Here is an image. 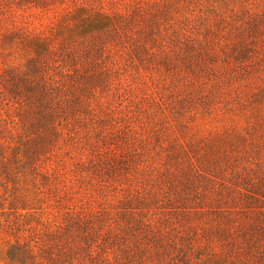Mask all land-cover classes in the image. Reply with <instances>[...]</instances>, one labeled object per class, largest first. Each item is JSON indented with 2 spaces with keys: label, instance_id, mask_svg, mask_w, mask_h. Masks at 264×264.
<instances>
[{
  "label": "rangeland",
  "instance_id": "rangeland-1",
  "mask_svg": "<svg viewBox=\"0 0 264 264\" xmlns=\"http://www.w3.org/2000/svg\"><path fill=\"white\" fill-rule=\"evenodd\" d=\"M51 256L264 264V0H0V264Z\"/></svg>",
  "mask_w": 264,
  "mask_h": 264
},
{
  "label": "trees",
  "instance_id": "trees-1",
  "mask_svg": "<svg viewBox=\"0 0 264 264\" xmlns=\"http://www.w3.org/2000/svg\"><path fill=\"white\" fill-rule=\"evenodd\" d=\"M106 257H107V256H106ZM50 258L52 259V260H50V261H53V264H75L74 261H71V260H68V259H67V260L65 259L64 261H60L61 258H59L58 256H55V258H54L53 256H51ZM50 258H49V259H50ZM49 259H47V260H49ZM108 260H109V259H108ZM44 261L46 262V259L42 260L41 263H38V262L36 261L35 258L33 259V263H34V264H45ZM47 263H50V262L47 261ZM47 263H46V264H47Z\"/></svg>",
  "mask_w": 264,
  "mask_h": 264
}]
</instances>
